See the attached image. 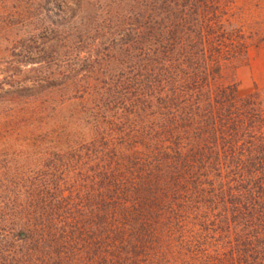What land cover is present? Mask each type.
Segmentation results:
<instances>
[{"label": "trees", "instance_id": "trees-1", "mask_svg": "<svg viewBox=\"0 0 264 264\" xmlns=\"http://www.w3.org/2000/svg\"><path fill=\"white\" fill-rule=\"evenodd\" d=\"M264 0H0V264H264Z\"/></svg>", "mask_w": 264, "mask_h": 264}, {"label": "rangeland", "instance_id": "rangeland-1", "mask_svg": "<svg viewBox=\"0 0 264 264\" xmlns=\"http://www.w3.org/2000/svg\"><path fill=\"white\" fill-rule=\"evenodd\" d=\"M253 0H236L238 4L249 3ZM254 16L263 22L264 10L257 7L252 9ZM264 30V22L262 23ZM248 60L244 65L239 66L234 73V80L239 94H245L253 86L264 85V38L249 46Z\"/></svg>", "mask_w": 264, "mask_h": 264}]
</instances>
